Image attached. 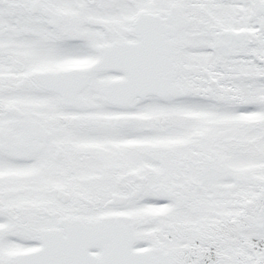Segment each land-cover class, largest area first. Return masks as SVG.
I'll return each mask as SVG.
<instances>
[{"label": "snow or ice", "instance_id": "obj_1", "mask_svg": "<svg viewBox=\"0 0 264 264\" xmlns=\"http://www.w3.org/2000/svg\"><path fill=\"white\" fill-rule=\"evenodd\" d=\"M0 264H264V0H0Z\"/></svg>", "mask_w": 264, "mask_h": 264}]
</instances>
